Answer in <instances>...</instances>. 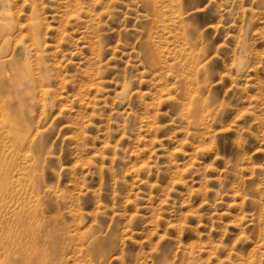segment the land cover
<instances>
[{
	"label": "rangeland",
	"instance_id": "374dc122",
	"mask_svg": "<svg viewBox=\"0 0 264 264\" xmlns=\"http://www.w3.org/2000/svg\"><path fill=\"white\" fill-rule=\"evenodd\" d=\"M5 63L0 264H264V0H0Z\"/></svg>",
	"mask_w": 264,
	"mask_h": 264
},
{
	"label": "bare ground",
	"instance_id": "6f19581e",
	"mask_svg": "<svg viewBox=\"0 0 264 264\" xmlns=\"http://www.w3.org/2000/svg\"><path fill=\"white\" fill-rule=\"evenodd\" d=\"M15 75L7 63L0 67V93L4 90L8 93L7 87L12 88L16 83ZM19 97L16 95V103L11 109L6 107L7 103L0 110L5 114L11 112L13 117L17 111ZM1 112V115H2ZM3 116V115H2ZM8 129H10L8 127ZM4 172L3 170H1ZM23 219H17L10 228L7 237V247L4 251L5 262L8 264H46V257L50 248L48 240L45 239V233L41 226V218L36 209L33 211H25ZM26 220V222H24ZM17 231V233H16ZM13 258V260H12Z\"/></svg>",
	"mask_w": 264,
	"mask_h": 264
}]
</instances>
